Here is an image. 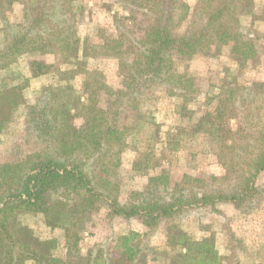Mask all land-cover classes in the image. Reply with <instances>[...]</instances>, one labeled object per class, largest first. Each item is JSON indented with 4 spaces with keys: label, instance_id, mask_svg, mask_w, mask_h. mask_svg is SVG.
Returning a JSON list of instances; mask_svg holds the SVG:
<instances>
[{
    "label": "trees",
    "instance_id": "16d2710c",
    "mask_svg": "<svg viewBox=\"0 0 264 264\" xmlns=\"http://www.w3.org/2000/svg\"><path fill=\"white\" fill-rule=\"evenodd\" d=\"M15 1L24 5V20L4 27L0 66L24 53L54 50L78 59L72 24L74 0H0V13L4 15ZM247 1L200 0L190 26L177 35L174 30L190 17L191 8L185 0H122L131 16L120 23L123 28L117 37L93 48L101 49L102 54H116L123 88L110 87L101 71L82 66L79 72L87 76L85 96L68 87L62 88L61 98L45 87L40 98L28 105L26 116L28 129L43 141L44 150L29 154L21 163H0V264L72 262L54 254L55 238L40 239L18 223L24 212L42 213L50 227L63 226L69 252L78 249L90 211L105 205L111 216L141 218L148 227L144 235L130 231L120 236L115 252L97 244L82 254V264H131L139 252H156L141 244L163 218L192 207L214 208L221 202L241 206L257 192L256 178L264 171V103L236 83L223 88L213 110L207 111L195 127L212 139L225 175L210 180L184 176L171 183L170 175L162 172L152 175L146 188L129 201H120L118 193V174L133 132L131 125L120 124L123 113L138 112L136 94L150 83L161 84L172 95L193 92L194 77L178 70L177 61L208 52L218 41L232 42L236 55L254 56L253 39L240 26L241 9ZM51 67L46 61H30L34 77L46 74ZM25 87L0 88V132L11 122L14 110L26 104ZM103 89L112 96L108 112L97 106ZM73 109L83 118L79 126L74 123ZM139 162L134 166L139 167ZM177 232L169 237L181 248L178 255L183 261L220 264L211 243Z\"/></svg>",
    "mask_w": 264,
    "mask_h": 264
},
{
    "label": "rangeland",
    "instance_id": "374dc122",
    "mask_svg": "<svg viewBox=\"0 0 264 264\" xmlns=\"http://www.w3.org/2000/svg\"><path fill=\"white\" fill-rule=\"evenodd\" d=\"M185 1L191 8L190 17L174 30L177 35L190 26L200 2ZM24 13V5L19 1L13 2L4 15L0 13V51L6 40L4 27L23 21ZM72 15L79 46L78 59L68 56L71 53L54 50L46 54L24 53L8 65L0 66V88L26 85L27 100L14 110L11 122L0 132V163H21L29 154L44 150L43 141L28 129L26 116L28 105L40 98L45 87L61 98L64 97L62 88L68 87L85 96L87 76L79 72L82 66L89 71H101L103 80L110 87L123 88V73L116 54L99 53L101 49L95 51L93 45L120 34L123 28L120 23L131 16L126 5L122 0H74ZM240 21L241 30L253 39L254 56L236 55L232 52V42L218 41L208 52L177 61L178 70L194 77L193 92L172 95L161 84L150 83L136 94L138 112L123 113L120 124L131 125L133 132L128 138L130 145L123 154V168L118 174L120 201H129L134 194L143 191L149 178L158 173L169 174L171 183L184 176L210 180L226 174L212 139L205 131H196L195 127L207 111L213 110L216 96L227 85L238 83L247 87L251 97L264 103V0H248L241 9ZM33 59L51 63L50 71L32 76L30 61ZM111 99L108 92L101 90L98 108L108 112ZM72 112L74 123L81 125L83 118L77 116L74 109ZM262 115L264 117V112ZM230 125L235 128V121L231 120ZM136 161H140L139 167L134 166ZM256 185L257 192L248 196L241 206L221 202L214 208L192 207L163 218L154 231L143 237L141 244L154 248L157 253L139 252L131 264H189L178 255L181 248L169 237L177 231L184 232L190 239L211 243L220 257V264H264V171L258 174ZM18 223L30 228L40 239L55 238L54 254L71 260V264H82V254L86 255L97 244H104L108 251L115 252L121 235L130 231L144 235L148 230L141 218L125 220L111 216L104 205L87 213L78 249L69 252L64 227L48 226L42 213H21ZM171 225L174 228L169 230ZM26 264L36 263L27 260Z\"/></svg>",
    "mask_w": 264,
    "mask_h": 264
}]
</instances>
